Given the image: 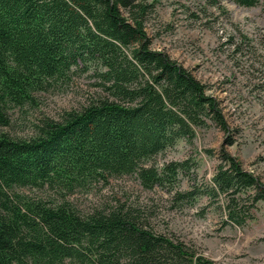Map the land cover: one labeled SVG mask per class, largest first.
I'll use <instances>...</instances> for the list:
<instances>
[{
    "label": "trees",
    "instance_id": "trees-1",
    "mask_svg": "<svg viewBox=\"0 0 264 264\" xmlns=\"http://www.w3.org/2000/svg\"><path fill=\"white\" fill-rule=\"evenodd\" d=\"M147 12L137 0H0V264H213L132 208L83 216L64 200L109 178L134 176L146 190L174 183L187 161L158 169L157 156L209 123L227 132L207 88L151 49ZM82 75L92 91L79 109L28 140L4 132L13 108ZM218 159L212 185L173 200L222 197L228 222L242 226L264 202V185L225 152ZM16 189L62 198L46 202Z\"/></svg>",
    "mask_w": 264,
    "mask_h": 264
},
{
    "label": "rangeland",
    "instance_id": "rangeland-1",
    "mask_svg": "<svg viewBox=\"0 0 264 264\" xmlns=\"http://www.w3.org/2000/svg\"><path fill=\"white\" fill-rule=\"evenodd\" d=\"M137 1L148 6L144 31L151 49L165 53L207 88L227 132L209 123L196 129L190 141L181 140L157 156L158 169L187 161L188 171L179 173L174 183L146 190L134 176L109 178L63 194L64 200L83 216L121 205L132 208L146 224L213 264H264V202L237 226L228 222L222 197L173 200L176 192L212 185L220 151L264 185V0L249 8L229 0ZM91 84L87 75L73 76L35 95L32 104L9 111L10 126L4 132L14 139L32 138L45 122L79 109ZM16 192L46 202L62 198L46 189Z\"/></svg>",
    "mask_w": 264,
    "mask_h": 264
}]
</instances>
